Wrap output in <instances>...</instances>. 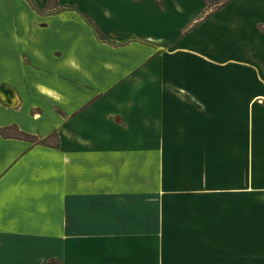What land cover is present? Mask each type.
Masks as SVG:
<instances>
[{
    "label": "crops",
    "instance_id": "0c3cea01",
    "mask_svg": "<svg viewBox=\"0 0 264 264\" xmlns=\"http://www.w3.org/2000/svg\"><path fill=\"white\" fill-rule=\"evenodd\" d=\"M214 7L0 0V264H264V0Z\"/></svg>",
    "mask_w": 264,
    "mask_h": 264
},
{
    "label": "trees",
    "instance_id": "16d2710c",
    "mask_svg": "<svg viewBox=\"0 0 264 264\" xmlns=\"http://www.w3.org/2000/svg\"><path fill=\"white\" fill-rule=\"evenodd\" d=\"M230 0H204V2H205V5L208 7V6H211L212 4H215V7L214 8H212V10L210 11V12H212V11H214L215 9H217V8H219L220 6H222V5H224L225 3H227V2H229ZM209 12V13H210ZM209 13H207L206 15H208ZM96 32H97V35L100 37V38H102V36H101V34L99 33V31L98 30H96ZM32 138V137H31ZM39 141H45V140H36V142H39Z\"/></svg>",
    "mask_w": 264,
    "mask_h": 264
},
{
    "label": "rangeland",
    "instance_id": "374dc122",
    "mask_svg": "<svg viewBox=\"0 0 264 264\" xmlns=\"http://www.w3.org/2000/svg\"><path fill=\"white\" fill-rule=\"evenodd\" d=\"M237 11H239V8H235V7H233L232 9H230L229 11H228V15H233V14H235ZM257 28L260 30L261 29V26H257Z\"/></svg>",
    "mask_w": 264,
    "mask_h": 264
}]
</instances>
